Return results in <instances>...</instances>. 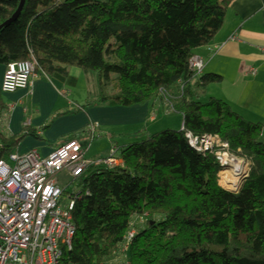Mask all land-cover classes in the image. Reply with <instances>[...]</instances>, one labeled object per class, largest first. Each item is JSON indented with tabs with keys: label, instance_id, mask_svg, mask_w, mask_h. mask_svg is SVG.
Wrapping results in <instances>:
<instances>
[{
	"label": "trees",
	"instance_id": "obj_1",
	"mask_svg": "<svg viewBox=\"0 0 264 264\" xmlns=\"http://www.w3.org/2000/svg\"><path fill=\"white\" fill-rule=\"evenodd\" d=\"M233 1L25 0L16 22L0 30V68L28 61L37 76L67 78L73 68L92 79L93 102L65 115L154 101L158 115L181 118L183 132L115 145L121 167L90 168L74 181L75 236L61 264H112L118 252L116 264H264L263 127L222 101L199 103L222 79L196 78L188 65L221 31ZM19 2L0 0V25ZM184 133L217 136L249 161L239 193L217 185L218 162L191 149ZM28 137L41 140L30 128L0 140V160Z\"/></svg>",
	"mask_w": 264,
	"mask_h": 264
},
{
	"label": "crops",
	"instance_id": "obj_2",
	"mask_svg": "<svg viewBox=\"0 0 264 264\" xmlns=\"http://www.w3.org/2000/svg\"><path fill=\"white\" fill-rule=\"evenodd\" d=\"M232 37L234 40H230ZM208 50L214 53L210 54ZM194 54L204 62L202 75H215L222 79L220 84L206 88L214 89L215 94L211 98L222 101L245 122L262 126L264 135V0H234L228 7L221 31L209 46L198 49ZM73 70H68L67 78L36 75L27 91L11 95L0 93V140L19 136L24 128H30L41 139L36 141L28 137L10 154L36 152L47 157L68 140L85 145L87 152L91 147L88 144L91 140L93 144L99 133L97 124L107 130L109 136L114 132L110 129L112 127L97 119L99 111L106 112L105 118L113 124L124 122L132 127H143L142 132L147 136V127L157 109L154 101L128 109L96 106L77 115H65L73 110L49 115L45 107L47 98L56 103L59 99L57 92L60 96L65 95L61 92L62 81L69 80L72 74L76 77L81 74L80 70ZM3 72L4 68H0V80ZM114 109L117 115L122 116L121 121L114 120V114H107ZM41 113L43 115L39 117ZM90 127L97 130L89 136L87 130ZM119 133L123 134L122 131ZM108 141L110 148L116 145L111 139ZM98 159L102 158L95 157L94 160Z\"/></svg>",
	"mask_w": 264,
	"mask_h": 264
},
{
	"label": "built area",
	"instance_id": "obj_3",
	"mask_svg": "<svg viewBox=\"0 0 264 264\" xmlns=\"http://www.w3.org/2000/svg\"><path fill=\"white\" fill-rule=\"evenodd\" d=\"M188 65L196 78L202 75L201 58L194 56ZM34 67L28 61L8 64L0 80V93L27 91L36 77ZM96 130L90 127L87 133L90 136ZM184 138L197 154L213 157L221 169L227 168L224 157L233 160L228 144L217 136L193 137L184 133ZM115 152L111 148L108 158L88 161L81 145L72 140L47 157L36 152L12 153L6 161L0 160V264H61L72 250L75 226L71 214L76 196L63 199L64 190L57 186L56 177L65 171L73 182L90 168H119L122 163L114 158ZM131 236L132 233L128 235Z\"/></svg>",
	"mask_w": 264,
	"mask_h": 264
},
{
	"label": "rangeland",
	"instance_id": "obj_4",
	"mask_svg": "<svg viewBox=\"0 0 264 264\" xmlns=\"http://www.w3.org/2000/svg\"><path fill=\"white\" fill-rule=\"evenodd\" d=\"M74 70L72 72H76L77 69H74ZM80 73H79L80 75H78V77H76L72 74L71 77L69 78V80L62 81L64 83L62 86V90L61 89L60 90L65 95L60 96L57 92L59 99H58V101L56 100V103H55V100L47 98L46 103H45V107L47 110L46 112L49 115H52L54 113H64L67 111L76 110L77 108H81L82 106H84L87 102H93V100L91 98L90 99L88 98V93H91V94L95 93V90H96L95 84L92 81V79L84 76L81 71H80ZM214 88H220V87H214ZM213 90L214 89L211 88L209 90L205 89V91L203 93L200 92V95L198 97V102L201 104L207 103L210 99H212L211 98L212 94H215ZM87 99H89V100H87ZM171 100H172V97H171ZM173 100H172V102H173ZM103 108H106V107H103ZM116 113H117V111L114 109V111L108 112L107 114H114V120L121 121L122 116L117 115ZM42 115H43L42 113L39 114V117H41ZM105 115H106V112L99 111L96 114V117L98 120L103 121L107 126L112 127L110 129H114V130H112L114 132H112L111 136H109L108 134H106V133H108V131L103 129L100 125L97 124V126H98L97 129L99 130V133H98L97 137L95 138V142L92 144V140H91V143L88 144L91 147L88 149V151L85 154V159L88 161H93L95 159V157H99V158L104 159L105 158L104 156H106L107 155L106 153H108V151H109L108 148H110L109 147L110 141H108L110 139L112 140V143H116L117 147L119 148V147L126 146L128 144L140 143V142L144 141L150 135H153V134L165 131V130L178 131V128L181 126V118H179L177 115H173L172 113L171 114H160V115H158L155 111L153 114L155 116H153L151 118L152 123H149V125L147 127V129L148 128L149 129L147 131L148 134L146 136V134L144 132H141L144 129L143 127H141V128H139L138 126L132 127L130 125H126L124 122H118V123L114 122V124H113V123L109 122V120L107 118H105ZM153 119H155V121ZM252 121H256V120H252ZM117 125H118V128L116 127ZM146 126L147 125L145 124V129H146ZM120 131H122L123 134L119 133ZM138 131H140V132H138ZM111 148H114V146H112ZM104 151H106V153ZM229 154L233 160L241 162V166L243 168V171H242V174L240 176V182L243 185L244 180H245L244 178L247 177L248 172H249V166H250L249 161H247L244 158L232 155L230 153V151H229ZM106 158H108V157L106 156ZM6 159H7V157L3 158L4 161H6ZM114 166H116V165H114ZM223 170L224 169H222V171ZM242 176H243V178H242ZM216 179H217V177H216ZM242 179H244V180L242 181ZM56 181H57V186L59 187V189L65 190V196L64 197H68L70 195L78 193L79 182H74V181L72 182V180L69 177H67V174L65 171H62L61 173H59L57 175ZM228 192H231L234 194L238 193V191H228ZM121 258H122L121 252L115 253L111 257L110 262L112 264H116V262L118 260H121Z\"/></svg>",
	"mask_w": 264,
	"mask_h": 264
},
{
	"label": "bare ground",
	"instance_id": "obj_5",
	"mask_svg": "<svg viewBox=\"0 0 264 264\" xmlns=\"http://www.w3.org/2000/svg\"><path fill=\"white\" fill-rule=\"evenodd\" d=\"M223 164L227 166L217 176L216 182L224 190L227 191H239L242 183L240 182V176L243 168L241 162L235 160H228L223 158Z\"/></svg>",
	"mask_w": 264,
	"mask_h": 264
},
{
	"label": "water",
	"instance_id": "obj_6",
	"mask_svg": "<svg viewBox=\"0 0 264 264\" xmlns=\"http://www.w3.org/2000/svg\"><path fill=\"white\" fill-rule=\"evenodd\" d=\"M24 4H25V0H20L19 5H18L17 10L15 11V13L11 16V18L9 20H7L2 25H0V30L2 28H4V27H7V26L11 25L12 23L16 22V20L19 18L20 13H21V11H22V9L24 7ZM243 185H244V183H243ZM243 185H242V187H243ZM242 187L240 188L238 193L241 191Z\"/></svg>",
	"mask_w": 264,
	"mask_h": 264
}]
</instances>
